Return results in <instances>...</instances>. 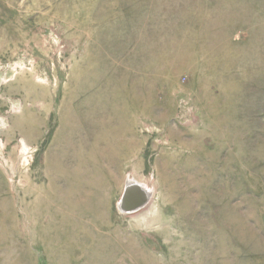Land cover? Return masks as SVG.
Listing matches in <instances>:
<instances>
[{"label":"rangeland","instance_id":"1","mask_svg":"<svg viewBox=\"0 0 264 264\" xmlns=\"http://www.w3.org/2000/svg\"><path fill=\"white\" fill-rule=\"evenodd\" d=\"M0 264H264V0H0Z\"/></svg>","mask_w":264,"mask_h":264},{"label":"water","instance_id":"2","mask_svg":"<svg viewBox=\"0 0 264 264\" xmlns=\"http://www.w3.org/2000/svg\"><path fill=\"white\" fill-rule=\"evenodd\" d=\"M138 190L139 189H137V191ZM137 191H134L133 194L131 193L132 195H130L129 198L127 197L128 199L126 198L125 205L122 204L120 206L122 211L130 212V213L135 212L145 204L147 200L145 194L141 192L140 190H139V193Z\"/></svg>","mask_w":264,"mask_h":264},{"label":"bare ground","instance_id":"3","mask_svg":"<svg viewBox=\"0 0 264 264\" xmlns=\"http://www.w3.org/2000/svg\"><path fill=\"white\" fill-rule=\"evenodd\" d=\"M137 189H139L141 192H143L144 194H145V196H146V198H148V195L147 194H149L148 193V189L146 188V186H144V185H140V183L138 182V181H136V180H130L129 182H128V185H127V187H126V189H125V191H124V194H123V196H122V201H121V204H120V206L122 205V204H124L125 205V203H126V198L128 197H130V195H132L133 193H134V191H137ZM139 190L137 191L138 193H139ZM132 193V194H131ZM127 198V199H128ZM145 205V204H144Z\"/></svg>","mask_w":264,"mask_h":264}]
</instances>
